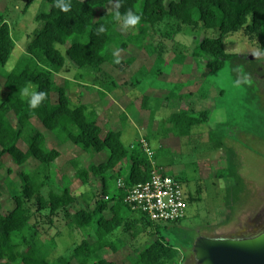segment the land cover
Returning a JSON list of instances; mask_svg holds the SVG:
<instances>
[{"label":"trees","instance_id":"1","mask_svg":"<svg viewBox=\"0 0 264 264\" xmlns=\"http://www.w3.org/2000/svg\"><path fill=\"white\" fill-rule=\"evenodd\" d=\"M47 2L49 9L37 15L43 27L31 39L27 53L20 57L15 68L4 76L5 79L2 77L6 93L0 102V162L7 155L21 166L36 159L39 168L35 171L21 170L20 186L9 182L15 207L8 212H4L3 193L0 190V264H74L65 255L51 257L56 248L55 239L46 243L38 238L35 231L38 224L32 222L29 207L32 201L36 203L37 215L53 221V216L64 213L71 217L74 227L88 233V237L73 249L76 264H117L102 258L98 252L103 248L117 252L123 242L120 241L118 245L112 239L113 235L121 228L129 231L134 223L139 222L155 227L157 238L138 253L137 261L132 264H184L185 259L194 254L193 246L197 237L187 245L171 243L159 235L160 229L167 223L152 221L146 214L132 210L124 202L126 189L118 186L122 172L115 175L114 171L124 160L129 164V175L122 178L127 186L147 181L152 176L155 168L153 160L144 150L141 139L127 147L122 140V131L106 130L99 125L96 113L87 112L86 104L73 106L68 94L70 80L64 78L57 84L55 76L66 69L68 58L77 68L103 76H106L103 68L105 64L126 71L135 63L139 52L152 46L148 38L154 28L170 18L177 21L179 30L184 26H192L215 32L216 35L204 37L193 55L206 59L207 75L216 74L224 69L227 59L239 56L226 51L225 38L228 35L243 31L250 37L258 38L264 48V0H120L119 11L122 14L130 9L142 16L138 32L130 30L127 35L119 30L120 25L114 20L116 0H71V11L68 13L54 7L55 0ZM108 5L114 8L108 10ZM101 24L106 26L107 31L98 36L96 29ZM132 42L138 44L136 55L128 59L121 58L117 52L128 49ZM15 48L12 29L3 19L0 24L1 67L7 65ZM156 51L152 50L150 54L154 56ZM160 55L156 60H164ZM117 58L119 63L116 62ZM179 59L176 55L171 62L183 63L186 57ZM105 80L106 91L113 92L118 87L115 79L106 77ZM207 80L200 88L204 97L208 96L205 88ZM28 83L35 84L38 90L47 94L46 101L36 110L29 109L21 96L20 90ZM182 89L175 94L169 92L167 97L173 94L179 99L190 100L191 94H180ZM53 94L57 95V102H53ZM102 94L106 96V92L102 91ZM147 98H143L144 108L147 107ZM12 113L15 122L11 120ZM209 117V110L196 112L188 104L167 119V123L171 124L167 132L178 137H189L193 129L206 123ZM35 118L62 144L72 143L90 156L106 150L109 152L106 159L92 163L89 167L74 162L76 175L84 184L89 182L91 174L103 180L102 195L96 200L94 208H80L71 212L77 203L71 181L66 178L61 184L54 182L52 175L55 172L50 168L61 156V151L47 147L48 136L46 132L36 129L33 123ZM217 137L211 131L209 142L214 140L217 147L225 149V139ZM21 140L26 143V150L19 147ZM157 169L164 172L158 166ZM220 170L217 177L225 181L231 176L239 179L238 173L229 174ZM110 180H115V187ZM45 188H48L47 194L43 192ZM227 192L226 204L232 209L241 201L245 191L228 186ZM187 199L189 203L193 200L191 196ZM105 212L111 216L107 217ZM165 228L168 226L165 225ZM91 239L96 240L92 242Z\"/></svg>","mask_w":264,"mask_h":264},{"label":"rangeland","instance_id":"2","mask_svg":"<svg viewBox=\"0 0 264 264\" xmlns=\"http://www.w3.org/2000/svg\"><path fill=\"white\" fill-rule=\"evenodd\" d=\"M49 7L47 0H0V24L3 19L8 21L17 44L7 65L0 66V102L6 93L4 76L27 53L28 40L33 39L43 27L37 15L47 11ZM113 8V5H108L107 9ZM119 30L126 35L130 32L124 31L121 26ZM178 30V23L172 18L158 24L151 32V39L148 38L152 46L139 52L137 62L126 71L106 64V76H103L77 68L68 58L66 69L56 74L55 82L60 84L64 78L69 79L68 94L73 106L86 104L87 112L96 113L99 125L106 130L122 131V140L127 147L140 139L147 140L156 153V157L152 159L153 166L160 164L169 167L164 171L182 180L187 197L193 198L189 203L187 216L177 223L164 224L159 235L178 246L187 245L194 237L200 236L241 238L255 235L264 230V48L258 38L250 37L243 31L230 34L225 38L226 51L239 56L227 59L224 69L218 73L206 75L207 61L193 53L204 37L216 35L215 32L192 26H184ZM137 47L138 44L132 42L128 49L119 50L117 54L128 59L136 55L139 50ZM157 48L159 51L152 56L151 51L155 52ZM159 55L164 60H156ZM175 55L180 59L185 56L186 59L183 63H176L174 73L171 69L174 64L168 59ZM193 64L195 67L191 68ZM204 76L208 78L205 88L210 94L201 104L204 106L198 108L210 111L208 125L201 127L189 140L180 139V145L173 142L174 138L168 141L169 136L162 133L171 127L167 118L180 110L182 102L173 94L188 85L190 79L202 80ZM106 77L118 80L121 83L119 89L106 91ZM160 89L163 90L159 93ZM147 90L152 93L148 95V110L144 113L141 96ZM189 90L191 89L184 91ZM102 91L106 92V96ZM172 91L173 94L167 99H164L165 95L163 98L159 97V94ZM52 99L57 102V95L53 94ZM194 108L198 109L196 104ZM10 117L15 122L13 113ZM33 123L37 130L46 132L47 147L61 151V156L50 168L55 172L52 175L54 182L61 184L66 178L71 181V189L77 196V203L73 205L71 212L80 208H94L96 200L102 195L103 180L91 174L89 182L84 184L76 175L74 162L78 161L89 167L92 163L102 162L109 152L106 150L90 156L72 143H60L38 119H33ZM210 127L217 138L225 139V149L217 147L214 140L209 142L207 131ZM19 147L27 149L23 140ZM128 165V161L124 160L114 174L122 172L120 176L126 178L129 175ZM38 168L39 162L36 159L21 166L11 156L3 158L0 162V190L3 193L4 212L15 207L9 182L13 181L20 186L21 170L35 171ZM219 170L229 174L238 173L239 179L231 176L225 181L217 177ZM110 182L112 186H116L115 180ZM228 186H236V190L242 188L245 191L241 201L232 209L226 204ZM43 192L47 194L48 188ZM29 207L32 222L38 224L35 230L38 238L46 243L50 239L56 241L51 257L65 255L76 264L73 249L88 237V233L74 227L71 217L64 213L53 216L52 221L36 214L35 201L30 202ZM105 215L111 216L109 212H105ZM156 238L155 227L147 226L145 222L134 223L129 231L121 228L113 235L112 239L118 245L120 241L123 242L117 252L111 248H103L98 254L117 264H132L137 261L138 253ZM95 240L91 239L92 242ZM184 264L199 263L195 254H191Z\"/></svg>","mask_w":264,"mask_h":264},{"label":"built area","instance_id":"3","mask_svg":"<svg viewBox=\"0 0 264 264\" xmlns=\"http://www.w3.org/2000/svg\"><path fill=\"white\" fill-rule=\"evenodd\" d=\"M144 150L153 159L154 152L147 140H141ZM149 180L127 186L124 179L118 186L126 189L124 202L132 209L146 214L152 221L177 222L186 218L189 202L182 182L168 173L160 172L154 165Z\"/></svg>","mask_w":264,"mask_h":264},{"label":"water","instance_id":"4","mask_svg":"<svg viewBox=\"0 0 264 264\" xmlns=\"http://www.w3.org/2000/svg\"><path fill=\"white\" fill-rule=\"evenodd\" d=\"M193 252L199 264H264V230L245 238L200 236Z\"/></svg>","mask_w":264,"mask_h":264},{"label":"clouds","instance_id":"5","mask_svg":"<svg viewBox=\"0 0 264 264\" xmlns=\"http://www.w3.org/2000/svg\"><path fill=\"white\" fill-rule=\"evenodd\" d=\"M54 7L58 8L60 11L64 13H68L71 11V0H55ZM121 7L120 0H116L115 8L117 11L115 12L114 20L118 23L124 31L132 30L137 31L138 26L141 23L142 16L133 12L132 10H128L125 13H121L119 8ZM107 31L105 25L101 24L96 29V34L98 36L103 35ZM119 63V59L116 60ZM21 96L24 101L27 103L29 109L36 110L42 106V103L46 101L47 94L44 91H40L37 89V86L33 83H28L23 86L20 90Z\"/></svg>","mask_w":264,"mask_h":264},{"label":"crops","instance_id":"6","mask_svg":"<svg viewBox=\"0 0 264 264\" xmlns=\"http://www.w3.org/2000/svg\"><path fill=\"white\" fill-rule=\"evenodd\" d=\"M6 21V20H5ZM6 22H8V21H6ZM10 25V24H9ZM11 27V26H10ZM13 35V34H12ZM14 38V37H13ZM31 41V39H29L28 40V43H27V47H28V44H29V42ZM16 42V41H15ZM16 46H17V44H16ZM27 47H26V50H27ZM157 47H158V45H157ZM157 50L159 51V49L157 48ZM157 52V51H156ZM158 53H160V52H158ZM176 56V55H175ZM175 56L172 58V59H174L175 58ZM172 59H168V61H171ZM202 59H204V60H206L205 58H202ZM137 61H135V63H136ZM106 65V64H105ZM105 65L103 66V68L105 67ZM107 65H111V64H107ZM177 64H174V66H172L171 67V69H173V72L175 73V71H176V68H175V66H176ZM112 66V65H111ZM113 67V66H112ZM195 66H194V64L191 66V68H194ZM188 74V73H187ZM208 74V72L206 73V75ZM205 76L202 78V80H198V79H196V78H193V79H190L189 80V83H188V85H186V86H184L183 87V89L180 91V94H183V95H187V94H191V97H190V100L189 99H187V98H182V99H180V101H182L181 102V104H180V107H179V109H181V108H184V107H186L188 104L191 106V109H193L194 111H196V112H200V111H203L202 109H200V108H198L199 106H204V105H201L208 97H209V94L210 93H208V96L207 97H204V95H202L201 94V91H200V88H201V86H202V84L204 83V81H205ZM117 81V83H118V87L116 88V89H119V87H120V85H121V83L118 81V80H116ZM180 81V80H179ZM195 87H197V88H195ZM115 89V90H116ZM186 89H191V90H189V91H184V90H186ZM163 89H160L159 90V93H160V91H162ZM148 91V90H147ZM149 92V91H148ZM146 93V94H142V96H141V99H142V102H143V98L144 97H148V95L150 94V93H152V92H149V93ZM156 93V92H155ZM158 93V94H159ZM168 93L169 92H165L164 94H159V97H161V98H163V96H164V99H167L168 97ZM151 95V94H150ZM112 100H114V101H116L114 98H112ZM196 104V108H198V109H195L194 108V105ZM148 107H146L145 109H144V113L148 110L147 109ZM180 111V110H179ZM177 112V111H176ZM173 113H171L169 116H168V118L172 115ZM150 116V115H149ZM167 118V119H168ZM205 124V125H204ZM204 124H201V125H199V126H196L194 129H193V132H192V134L189 136V137H178V136H176V135H174V134H170V133H168L167 131H164V132H162L163 134H165L166 136H169V139H168V141H171V139L172 138H174V141L173 142H180V139L182 140V139H188L189 140V138H191V137H193V136H195V133H198V130H200V128L201 127H206V125H208L207 124V122L206 123H204ZM204 125V126H203ZM207 133H208V139H209V133H211V127L208 129V131H207ZM170 136H172V137H170ZM178 145H180V143L178 144ZM156 166H158V168L160 167L163 171H164V169H168L169 167H164V165L162 166V165H156ZM170 169V168H169Z\"/></svg>","mask_w":264,"mask_h":264},{"label":"flooded vegetation","instance_id":"7","mask_svg":"<svg viewBox=\"0 0 264 264\" xmlns=\"http://www.w3.org/2000/svg\"><path fill=\"white\" fill-rule=\"evenodd\" d=\"M252 236V235H251ZM245 237H247V236H245ZM245 237H241V238H245ZM248 237H250V236H248ZM236 238H239V237H236Z\"/></svg>","mask_w":264,"mask_h":264}]
</instances>
